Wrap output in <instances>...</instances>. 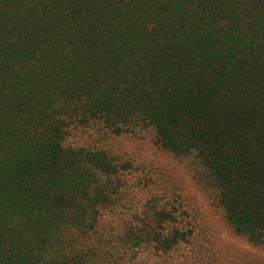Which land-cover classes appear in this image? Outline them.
Masks as SVG:
<instances>
[{
    "label": "trees",
    "instance_id": "trees-1",
    "mask_svg": "<svg viewBox=\"0 0 264 264\" xmlns=\"http://www.w3.org/2000/svg\"><path fill=\"white\" fill-rule=\"evenodd\" d=\"M120 138L264 252V0H0V264H264L213 253Z\"/></svg>",
    "mask_w": 264,
    "mask_h": 264
},
{
    "label": "rangeland",
    "instance_id": "rangeland-1",
    "mask_svg": "<svg viewBox=\"0 0 264 264\" xmlns=\"http://www.w3.org/2000/svg\"><path fill=\"white\" fill-rule=\"evenodd\" d=\"M86 140V138H85ZM108 147L134 161V164L168 190L178 192L186 201L191 202L201 218V230L205 237L214 243L213 253L223 251L225 257H241L247 260L264 262V252L251 248L246 243L228 235L218 221L215 212L207 205L203 196L192 183V180L181 165L170 160L166 154L151 146L146 138L109 140ZM208 239V238H207Z\"/></svg>",
    "mask_w": 264,
    "mask_h": 264
}]
</instances>
